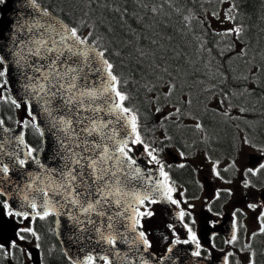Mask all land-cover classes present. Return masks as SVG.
<instances>
[{
    "label": "trees",
    "instance_id": "16d2710c",
    "mask_svg": "<svg viewBox=\"0 0 264 264\" xmlns=\"http://www.w3.org/2000/svg\"><path fill=\"white\" fill-rule=\"evenodd\" d=\"M228 1L237 4L236 20L245 26L243 43L247 45V55L244 57L236 55L239 44L231 49L222 37L212 32L221 30L213 26L209 17L220 8L221 0H172L171 4L168 0H155L156 5H163L158 14L139 7L136 0H107L112 8H127L129 14L123 22L119 13L104 7L105 0H95L91 5L88 0H37L67 23L79 21L88 12L93 19H102L111 27V32L100 27L98 35L104 44L120 52V56H112L111 60L122 79L127 80L133 106L143 115L146 141L154 142L155 147L163 150L174 147L187 154L196 148L204 149L212 158L235 154L245 138L252 145L264 147V70L255 71V68H264V0ZM145 2L149 7L153 5V0ZM137 16L142 19L138 20ZM185 16L192 17L188 26ZM138 50L145 55H139ZM159 63L167 66L175 77L178 87L172 100L179 102L177 107L181 108V114L164 125L159 124V114L154 112L158 102L144 87L146 82L149 86L156 84V94L163 92L166 83L154 71ZM167 80L165 75L163 81ZM221 93L228 94L231 107L221 106L228 115L217 110ZM185 97L191 100L190 104L183 103ZM241 108L245 111L240 112ZM197 123L203 127L197 128ZM27 131L29 145L41 146L39 131L33 126ZM165 134L171 139L165 140ZM183 170L187 178L192 173L190 167ZM49 222L51 217L37 220L44 242L53 237L45 228ZM50 258L56 264L65 261L59 254Z\"/></svg>",
    "mask_w": 264,
    "mask_h": 264
},
{
    "label": "snow or ice",
    "instance_id": "6c2138e0",
    "mask_svg": "<svg viewBox=\"0 0 264 264\" xmlns=\"http://www.w3.org/2000/svg\"><path fill=\"white\" fill-rule=\"evenodd\" d=\"M3 2L4 0H0V3ZM94 2L95 0H88L90 5ZM136 2L141 8H147L153 14H158L163 7L162 4L156 5L155 0H153L151 7L145 0H136ZM31 3L34 8L39 9L40 6L37 0H31ZM168 3L171 4L172 0H168ZM104 7L110 12L119 13L121 22L124 21V16L129 14L126 7L112 8L107 0H105ZM238 12L237 4L232 2L225 13L224 20L221 21V23L227 21L232 26L222 28L220 31L213 29L212 32L214 35L222 37L224 43L231 49H235L237 44H239L240 50L236 55L244 57L247 55V45L243 43L245 26L239 23L236 20V15L233 14ZM42 15L49 19L37 26L38 35L32 41V55L38 60L45 61V63L34 64L32 67L35 72L42 74L43 83L39 86L37 93L39 98L31 96V99H35L38 104L42 102L44 105H51L54 99L59 100L55 110L63 114L54 120L52 127L61 126L60 130L66 134L65 140L74 142L67 145L61 142V147H64L69 155L64 158V166L59 169L58 175L67 182L66 190L76 194L74 202L80 203L79 197H84L82 205L84 211H97L99 206L98 215L101 216L105 215L103 205L110 203L112 200L119 204L120 200L118 197L122 192L121 185L128 184L131 179L140 178L142 175L141 169L137 165V159L130 155L133 152L134 145H141L147 156L150 157L148 163L155 162L159 165L160 175L164 177L163 181H154L155 191L159 192L163 198H166L172 204L179 205L181 201L173 199L172 196V193L176 190L171 187L168 173L164 171V164L158 159V153L163 151V147H155L154 142L146 141L147 125L143 123V115L138 108L133 106L132 97L127 90V80L122 79L121 75L116 71V65L111 60L112 56H120V52L104 44L102 36L98 35L100 27H103L105 32H111V27L105 25L102 19H93L88 12H84L79 21H71L69 23H63L52 18L48 10H43ZM212 15L217 20L220 19L218 13L214 12ZM137 19L142 18L137 16ZM184 20L186 26H188L192 17L185 16ZM197 20L203 23L199 18ZM39 29H43V31H39ZM152 43L154 44L156 41H152ZM138 52L141 56L145 55L140 50ZM16 63L19 64L20 61L17 60ZM0 64H5L3 56H0ZM262 70L264 68H255L256 72ZM154 71L159 73L158 79L166 83L163 92L160 95L156 94L155 89L158 88L156 84L149 86L146 82L144 87L146 91L152 92V99L158 102L154 112L159 114V124L164 125L181 114V108L177 107L179 102L172 100L178 85L172 72L163 63L156 64ZM7 73L8 68L5 66L0 70V78L6 77ZM165 75L168 76L167 81H163ZM91 77H95V79H91ZM244 79L247 80L248 77H244ZM6 84V79L0 80V89L4 88ZM29 87H31L30 84L26 85V90ZM32 91L37 92V89H32ZM252 91H255V89L253 88ZM39 93H43V95H39ZM0 99H6V97L0 93ZM11 102L16 107L21 106L15 99ZM25 102L27 103V101ZM183 103L190 104L191 100L185 97ZM223 105L231 107L227 93H221L220 98L217 99V110L223 111L224 115H228V111L221 108ZM165 108H168V111H165ZM27 109L28 115L32 117V122H36V115L33 112L31 103H27ZM43 111L49 117L52 116L53 110L50 107H44ZM244 111V108L240 109V112ZM85 112L91 115H84ZM100 112H104L112 119L105 120L101 118L98 115ZM74 122L77 127L73 126ZM21 123L27 127L29 121L26 120ZM80 125L83 127H79ZM36 126H39L38 123ZM195 126L197 128L203 127L200 123ZM0 130L7 131V129H3V120H0ZM41 135H43L42 132ZM19 139L23 142L22 136ZM164 139L170 140L171 138L165 134ZM244 143L255 147L247 138H245ZM161 144H163V141H161ZM35 151L36 149L29 147L28 157L39 164V160L32 155ZM181 155L183 156V153ZM26 162L24 159L19 160L21 165L26 164ZM180 166L183 167V165ZM86 170L91 183L84 179ZM261 170H264V163L259 164L256 168L247 169L245 174L254 176L260 173ZM2 171L7 172V166H4ZM216 175H219V173L217 172ZM82 185L84 187H81ZM244 186L248 187L249 183L245 182ZM77 188L81 190L76 192ZM93 196L96 197L95 200L90 199ZM143 202V199H141L140 203L142 204ZM151 202L155 203L156 200L152 199ZM258 206L264 208V205H248L253 210ZM32 207H36L35 203L32 204ZM236 211L240 210L237 209ZM8 215H12V213L9 212ZM16 215H21V213L17 212ZM23 215L27 218V214ZM37 215H40V213H37ZM44 215H48L46 208ZM148 215H151V213H148ZM179 215L183 219L185 213L181 211ZM258 220L261 221L259 231L264 234V211L261 212ZM107 227L111 228V224H108ZM185 227L188 226L185 225ZM20 232H31L36 235L30 228L19 229L17 231V239L21 241L25 240L26 237L20 235ZM189 232L191 233L192 241L199 249L200 244L196 234L191 231V228H189ZM256 235L257 233H253L252 238ZM139 237L145 245L151 247L143 231L139 233ZM102 238L109 244L114 245L116 243L114 236ZM236 239V235L233 234L227 242L230 244L235 243ZM187 242L184 241V243ZM245 247L251 249L252 245L248 243ZM12 249L24 251L15 240L11 241L7 248H5V245L0 244V254H10ZM169 251H171V248H169ZM27 254L31 255L30 253ZM193 255L200 256L201 253L197 250ZM255 255L254 250L249 253L248 264H256ZM231 256H234V253L226 254L224 258L225 264H229L228 258ZM101 259L106 260L107 257H101ZM88 264H95V258L89 256Z\"/></svg>",
    "mask_w": 264,
    "mask_h": 264
},
{
    "label": "water",
    "instance_id": "95a60500",
    "mask_svg": "<svg viewBox=\"0 0 264 264\" xmlns=\"http://www.w3.org/2000/svg\"><path fill=\"white\" fill-rule=\"evenodd\" d=\"M4 4L0 16V54L8 68L6 77L10 91L19 103L28 101L32 104L36 123L43 132L44 143L43 149L38 153L37 159L40 163L37 164L28 157L21 128L9 130L3 125V129L7 131L0 130V193L6 196L9 206L21 213L34 209L38 213H44L45 208L48 213L54 212L59 239L68 256L71 257L69 252H73L81 264L85 263L89 256L108 257L111 264H204L203 258L193 255L192 250L195 247L184 242L171 244V251L168 250L166 255L158 260L139 237L136 224L140 200L145 197L165 200L155 191L154 181H163L160 179V172L145 169V153L136 158L142 175L140 178L131 179L128 184L121 185L122 192L118 197L120 203L112 200L103 205L105 215H98L99 206L97 211L85 212L82 196L79 197L80 203L74 202L76 194L66 190L67 182L58 175L59 169L64 166V158L69 155L66 149L61 147V142L65 145L74 142L65 140L66 134L60 130L61 126L52 127L54 120L63 114L55 110L59 100L54 99L51 105H44L31 99V96L39 98L37 93L43 83L42 74L35 72L32 66L45 63L32 55V41L38 35L37 26L49 18L42 15L45 9L40 5L39 9L34 8L31 0H5ZM49 12L52 18L66 23L53 12ZM17 60L20 61L19 64L16 63ZM29 84L31 87L26 90V85ZM32 89H37V92ZM44 107L53 110L51 117L43 111ZM84 115L91 114L85 112ZM98 115L105 120L112 119L104 112ZM73 119L75 121V117ZM73 126L77 127L75 122ZM21 136L23 142L19 139ZM20 159H25L26 164L21 165ZM4 166H7V172L2 171ZM84 179L91 183L87 170ZM80 190L77 188L76 192ZM95 198L90 197L91 200ZM33 203L35 208L32 207ZM3 209L4 205L0 200V241L8 246L10 240L15 238L16 225L12 219L4 217ZM108 224H111V228L107 227ZM222 224L215 226V232ZM203 235L208 236V231L203 229ZM105 236H114L116 243H107L102 238Z\"/></svg>",
    "mask_w": 264,
    "mask_h": 264
},
{
    "label": "flooded vegetation",
    "instance_id": "af4514ba",
    "mask_svg": "<svg viewBox=\"0 0 264 264\" xmlns=\"http://www.w3.org/2000/svg\"><path fill=\"white\" fill-rule=\"evenodd\" d=\"M0 70H2V64H0ZM0 93L6 97L5 88L0 89ZM3 102L4 99H0V104ZM184 167H190L192 171L191 174H188V178L183 175ZM166 169L175 178L172 183V187L176 190L172 193L173 199H178L181 203L176 205L170 202L167 206H160L151 201L145 202V207L141 210L143 215L140 213L139 216V228L146 233H151L153 237L151 248L155 253L160 256L166 249V241H173L178 238L173 222L179 223L181 221L184 226L187 225L188 227H183L182 235L191 239L189 232V228H191L199 241L201 225H210L219 217L231 216L236 227V242L230 244L227 241L231 238L225 234H217L212 238L209 245H202L199 241L200 248L198 250L205 256L213 257L216 264H225L224 258L227 253H234V256L228 258L229 264H248V258L242 255L241 250L246 248L248 243L252 245L256 241L258 244L256 246L253 244L251 251L254 250L256 253L254 258L256 264H264V234L259 231L261 221L258 220L264 208L258 206L253 210L248 207L249 204L264 205V191L261 188L256 191H246L245 186L240 185L236 193L241 198L229 206V189L227 186L229 177L226 175L225 167H207L204 169L190 160L176 158L166 166ZM245 171V169L241 170L242 173ZM217 172L219 175H216ZM204 193L206 198H203ZM237 209L240 211H236ZM181 211L185 213L183 219L179 215ZM249 216H254L257 219V229L253 230L249 227L243 229L241 227L240 223ZM253 233H259L260 238L257 239L256 236L252 238ZM19 242L21 244L23 241ZM0 264H31V260L26 251L21 252L18 249H12L10 254H0ZM49 264L56 263H53L50 258Z\"/></svg>",
    "mask_w": 264,
    "mask_h": 264
},
{
    "label": "rangeland",
    "instance_id": "374dc122",
    "mask_svg": "<svg viewBox=\"0 0 264 264\" xmlns=\"http://www.w3.org/2000/svg\"><path fill=\"white\" fill-rule=\"evenodd\" d=\"M230 3L227 2L226 0H223L221 7L219 11L217 12L219 14L220 19L217 20L213 15L210 17L211 22L214 26L217 28H227L231 27L232 24L228 23L227 21H224L221 23V21L224 20V16L226 11L229 9ZM264 155V151L261 149H253L251 146H248L246 144H243L241 148L239 149L238 153L234 156L235 158L233 161L239 166V167H244V166H250L253 162V156H260ZM195 163L199 166L204 167L205 169L207 168V157L205 156L203 151H198L197 154L193 157ZM231 163V162H230ZM242 181L241 177L233 176L229 181H227V186L230 191V200L228 205L231 206L236 203L237 200L241 198L238 193H236V190ZM203 198H206L205 193L203 194ZM245 228L249 227L253 230L257 229L258 227V222L257 219L254 216H249L246 218L245 223H244ZM245 256V254H244Z\"/></svg>",
    "mask_w": 264,
    "mask_h": 264
},
{
    "label": "bare ground",
    "instance_id": "6f19581e",
    "mask_svg": "<svg viewBox=\"0 0 264 264\" xmlns=\"http://www.w3.org/2000/svg\"><path fill=\"white\" fill-rule=\"evenodd\" d=\"M158 1V0H157ZM140 7V6H139ZM142 18V17H141ZM120 37V36H119ZM259 63V62H258ZM119 67V66H118ZM237 68V67H236ZM129 73V72H128ZM232 73V72H231ZM245 100V99H244ZM245 103V102H244ZM191 107V106H190ZM209 115V114H208ZM208 121V120H207ZM258 123V122H257ZM256 123V124H257ZM243 124V123H242ZM252 125V124H251ZM254 130V129H253ZM253 137V136H252ZM229 149V148H228Z\"/></svg>",
    "mask_w": 264,
    "mask_h": 264
}]
</instances>
